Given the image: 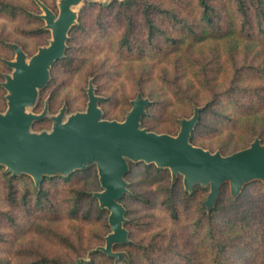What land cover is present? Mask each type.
<instances>
[{
  "label": "rangeland",
  "instance_id": "374dc122",
  "mask_svg": "<svg viewBox=\"0 0 264 264\" xmlns=\"http://www.w3.org/2000/svg\"><path fill=\"white\" fill-rule=\"evenodd\" d=\"M3 1L19 5L23 11L13 15L11 10H0V113L8 109L9 91L4 83L14 73L8 64L17 56L14 45L24 49L28 61L41 47L48 46L53 37L42 17L46 14L43 5L58 15L61 0ZM126 1L132 0H80L72 7L78 15L74 25H79L68 34L72 60L52 67L48 84L40 90L36 103L27 108V112L36 114L47 111L46 121L32 127V131H51L54 117L62 109H65L64 121L72 114L86 111L89 89L93 87L99 97L102 119L124 121L142 93L153 105L140 127L176 136L181 129V118L189 119L198 106L206 107L215 91L218 101L204 112L196 145L230 155L250 147L257 138L264 140L261 99L264 75L242 66L247 61L264 63V47L259 38L263 34L258 30L253 5L249 7V22L242 26L243 18L234 0H209L226 19L218 21L217 29L202 38L189 36L185 43L171 45L169 36L181 37L178 26H174L169 15L156 10L150 15L166 33L149 38L146 1L170 8L190 22H198V0ZM188 2L195 5L194 9L191 6L181 10ZM229 14L236 18L235 30L242 29L240 34L220 37L218 34L228 29ZM126 32H129L128 42L124 43ZM203 65H211L208 77L213 90L205 83ZM237 67L241 72L233 78ZM234 83L257 88L258 94L247 89L232 91ZM93 166L98 176V167ZM3 167L0 169V264H31L42 257L77 264L90 261L92 264H210L205 240L208 224L207 220H201L210 211L206 203L210 186L197 183L189 190L183 175V179H177L181 174L174 178L169 168V173H162L138 165L129 177L125 198L124 225L132 222L128 224L132 244L124 247L114 244L112 254H108L103 248L112 232L110 210L99 211L101 205L95 194L104 189L99 176L81 174L59 183L48 179L46 195L40 196L34 188L36 183L26 177L28 174L18 175L15 187L10 189L7 177L15 174ZM251 182L240 199L244 207L236 212L227 199L224 211L213 225L219 238L228 244L227 264H256L253 245L260 244L251 241V231L240 227L236 219L249 207L250 214L246 217L249 226L259 228L264 236V222L255 213L258 205L264 206L260 197L264 182L260 179ZM227 184L230 197L235 198ZM197 185L205 188L192 193ZM168 203L173 204L175 214Z\"/></svg>",
  "mask_w": 264,
  "mask_h": 264
},
{
  "label": "water",
  "instance_id": "95a60500",
  "mask_svg": "<svg viewBox=\"0 0 264 264\" xmlns=\"http://www.w3.org/2000/svg\"><path fill=\"white\" fill-rule=\"evenodd\" d=\"M80 0H61L57 15L43 5L47 28L52 41L41 47L28 61L21 46L15 44L16 59L8 61L14 68L13 76L4 83L8 94V109L0 113V164L15 175L28 174L39 185L47 175H69L78 169L87 170L94 164L103 190L97 192L101 207L110 210L112 232L106 247L112 254L114 244L129 240L124 226L126 208L122 203L128 192L124 176L129 161L155 163L169 168L174 178L183 175L189 190L200 183L210 186L207 199L209 210L214 208L222 186L229 183L237 196L254 179L264 182V144L257 138L250 147L230 155L212 153L193 145L189 138L199 119V110L181 121L178 135L156 133L140 127L142 116L150 104L139 95L124 121L102 119L99 97L89 89L87 110L77 112L64 121L65 109L54 117L51 131L34 132L32 124L45 117L27 112L36 103L39 91L49 82L51 69L65 53L68 34L75 24L77 13L73 6Z\"/></svg>",
  "mask_w": 264,
  "mask_h": 264
},
{
  "label": "trees",
  "instance_id": "16d2710c",
  "mask_svg": "<svg viewBox=\"0 0 264 264\" xmlns=\"http://www.w3.org/2000/svg\"><path fill=\"white\" fill-rule=\"evenodd\" d=\"M238 7L237 10L240 11L241 13V17L243 18L242 21V26L243 24L248 21L247 18H249V7L253 5L254 8V14H255V19H256V24L258 27V30L260 33H262L263 35L259 38H261V44L264 47V0H234ZM126 2H130V3H135L134 0L132 1H126ZM252 4V5H251ZM48 6V5H46ZM146 8H145V20H146V24L149 27V38L152 39L154 36H156L158 33H166L165 29H162L160 26H158L153 18L151 17V11L152 10H156L159 13H162L164 15H169L168 17H170L171 19H173V24L174 26H178L179 29V34L181 35V37H175V36H169L168 39L171 41V45H175L179 44V43H185L186 38L189 36H192V38H202V36H205L206 34H210V31H213V29H217L216 25H218V21H222L223 18L226 19L225 16L221 15V13H219L218 9L211 4V2L209 0H198V6L200 8V17H199V21L198 22H190V20H188L187 18H183L180 17L179 14L175 11H173L172 9H165L162 8L160 5L155 4V3H149L148 1H146L145 4ZM184 7L181 8V10H185V9H189V7L192 6V9H194L195 5H190V2H188L187 4L183 5ZM49 7V6H48ZM50 8V7H49ZM51 9V8H50ZM0 10L2 11H7V10H11V13L13 15H16L19 11H23V8L20 7L19 5L16 4H12L9 1H3L0 0ZM52 10V9H51ZM53 11V10H52ZM182 12V11H181ZM32 15V13H29ZM229 17V23H228V29H224V31L221 32V34L217 33L220 37L222 36H229L233 33H237L240 34V30L242 29V27L240 28V30H235V25H237V22L235 21L236 18L234 17V15H228ZM35 18L38 20H42L40 17L35 15ZM79 27V25H73L71 28V32L75 29ZM223 30V29H222ZM70 32V33H71ZM189 33V34H188ZM128 36H129V32L125 33L124 35V39L123 42L127 43L128 42ZM70 41L71 38L69 37L67 40V47L64 53V56L61 58V60H59L58 62H56L54 64V66L56 64H58L59 62H70L72 60V56L69 53V48H70ZM19 45V44H17ZM20 46V45H19ZM23 49V48H22ZM24 50V49H23ZM231 60H234L231 58ZM53 66V67H54ZM244 67H248L249 69H253L255 72H258L259 74L264 75V63H260V62H256L254 61V63L252 61H247V63L245 65H242ZM211 69V65L208 67H206V65H203L202 70L205 76V83L209 86L210 90H213L212 87H210V78L208 77L209 74V70ZM241 72V68L237 67V69H235L234 72V76L233 78L237 75L240 74ZM232 91H241L243 89H247L250 91H254L255 94H258V89L255 88L253 89V87H246L245 85H239L237 83H234L231 87ZM41 94V91L40 93ZM141 95L144 97V95L141 93ZM145 98V97H144ZM261 99L262 101H264V93L261 94ZM218 101V93H216L215 91H213V96L211 97V99L208 101L206 107L204 108H200L199 106L197 108H199V119L196 123L195 128L193 129L191 135H190V142L193 145H196V133L199 130L200 126L202 125V120H203V115L204 112L207 110V108H211L216 102ZM102 102V100H100V103ZM153 105V102L150 103L147 108H146V112L145 114L142 116L141 121H140V125H144L145 122V118L149 115V110L150 107ZM184 119V118H181ZM180 119V120H181ZM179 120V121H180ZM44 121H46V117L40 119V120H36L33 122L32 127H36L38 124L43 123ZM181 122V121H180ZM147 130V129H146ZM149 131V130H148ZM263 143V139L261 140ZM197 146V145H196ZM201 147V146H199ZM203 148V147H202ZM206 149V148H204ZM212 153L217 152V151H212L209 150ZM221 153V152H220ZM223 154V153H221ZM225 155V154H223ZM143 165L145 170H151L152 168L155 169V171L157 172H162V173H169V169L168 168H161V167H157L155 164L152 163H134L133 161H129V170L126 173V175L124 176L125 180L128 182L130 175H133V173L135 172V168L137 166ZM4 165L0 164V169L4 168ZM12 172V171H10ZM95 175L96 178H98L97 176V168L95 166H93L90 169L87 170H83V169H78L76 170L74 173L69 174L67 176H63V177H55V176H45L41 183L39 185L35 184L34 180L32 179L31 176H26L27 178H30L32 180V183L35 184L34 188L35 190L38 192V194L40 196H44L46 195L47 192V188L45 187V182L50 179L51 181L54 182H67L69 180H71L74 176H79V175ZM6 176H8V173H5ZM24 176V175H23ZM20 176L18 175H9L7 178V183L10 187V189H13L15 187V183L14 181L16 179H18ZM177 179H183L182 175H180L179 177H177ZM56 180V181H55ZM100 180V179H99ZM253 182H249L248 184L245 185V187L243 188V190L240 192L239 195H237L235 198L230 197V189H229V185L227 183H225L220 191V196L214 206V208H212L208 214H205V218H202L201 220H207V224H208V231H207V235H205V240L208 243V250L210 251V259H209V263L210 264H227V260H228V251H227V245L225 242H223L219 236L218 233L216 232V229L213 228V225L216 224L217 218L219 216V214L221 212L224 211V204L225 201L227 199H229L232 203V205H234V211L236 210V212H238L239 209H241L242 207H244V203L240 200L243 196H245L246 190L247 188L252 184ZM129 182H128V187H129ZM200 188H205L202 186L197 185L196 187H194L193 192L195 193L197 190H199ZM102 190V189H101ZM29 194V191H27L26 196ZM85 194V193H81ZM13 196V195H12ZM92 196V195H91ZM127 197V195L124 197V199L122 200V203L124 204L125 208V198ZM260 197L263 199V203H264V192L260 195ZM13 199H15V197H12ZM250 198V197H248ZM253 203V200L250 202ZM172 212L174 213L175 208L173 207L172 203H168L167 205ZM102 208V209H101ZM99 208V211L101 213H105L106 211L108 212V210L106 208L101 207ZM249 208V207H248ZM244 210V215H239L237 216V223L240 225V227H246L247 231H251V234L249 235V237H251V241L254 242L255 244L258 243L260 244L259 246H254L253 248L256 250L257 254L255 256L256 259V264H264V236L262 231L259 228L256 229H252L251 223L249 221H247L246 217L249 216L250 214V209ZM127 209V208H126ZM256 216L259 218L260 222H264V206L263 208H261L259 205L256 207ZM175 214V213H174ZM255 215V214H254ZM255 216V218H256ZM247 222V223H246ZM132 223L130 221H127L125 223V227L129 232V237L131 238L132 235V231L128 228V224ZM246 223V224H245ZM216 226V225H215ZM244 227V229H245ZM255 234V235H254ZM132 243H130V240H128L127 242L124 243H119V244H115V247H124V246H129ZM251 253H253L252 251H250ZM109 256V255H108ZM111 257V256H109ZM89 264H92V261L88 262ZM31 264H77V263H73V262H62L60 259H52V258H48V257H42L39 261H34Z\"/></svg>",
  "mask_w": 264,
  "mask_h": 264
}]
</instances>
